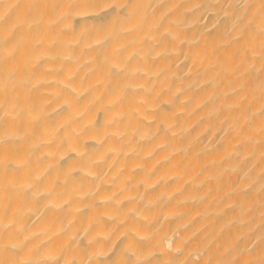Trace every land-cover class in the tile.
<instances>
[{
	"label": "bare ground",
	"instance_id": "bare-ground-1",
	"mask_svg": "<svg viewBox=\"0 0 264 264\" xmlns=\"http://www.w3.org/2000/svg\"><path fill=\"white\" fill-rule=\"evenodd\" d=\"M0 264H264V0H0Z\"/></svg>",
	"mask_w": 264,
	"mask_h": 264
}]
</instances>
